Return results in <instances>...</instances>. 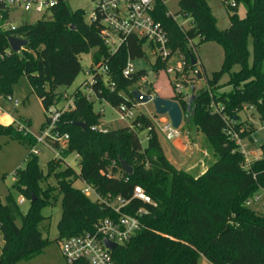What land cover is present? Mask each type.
<instances>
[{
  "label": "trees",
  "instance_id": "16d2710c",
  "mask_svg": "<svg viewBox=\"0 0 264 264\" xmlns=\"http://www.w3.org/2000/svg\"><path fill=\"white\" fill-rule=\"evenodd\" d=\"M68 2L55 0L48 10L50 21L7 30L3 25L10 11L0 5V96H10V86L24 76L48 111L61 98L56 90L69 88L79 75L80 56L93 51L92 64L105 61L107 77L114 84L113 90L104 88L97 79L91 88L96 99L115 109L122 104L135 105L130 92L145 72L125 78L122 70L128 59L144 56V40L130 37L111 55L101 37V18L96 16L87 24L83 11H72ZM227 6L231 15L224 31L217 29L205 0H178V14L190 20L187 30L178 26L160 1L155 2L153 11L154 21L167 35L171 54L181 51L190 69L194 68L190 60H196L186 50L188 42L199 38L201 43H215L223 50L221 69L207 80L205 90L196 93L190 111L189 98H170L180 106L183 118H189L203 135L214 163L198 177L177 169L164 156L151 120L142 114L136 115L132 128L106 134L91 131L101 125L100 115L93 112L92 103L78 88L72 95L73 109L65 111L56 125L60 135L68 136L61 156L65 159L76 154L78 173L67 166L57 172L63 162L52 159L44 175L37 157L30 153L35 138L24 136L15 126L0 125V135L29 149L25 167L13 174L12 186L28 204L27 211L22 212L10 195L0 203V264L29 261L48 246L40 232L44 221L41 212L51 204L53 192L61 198L56 242L93 233L98 221L117 218L110 207L116 198L129 202L123 214L133 216L139 209L147 212L140 218V230L126 245L112 251L117 264H198L201 257L209 264H264V216L247 205L258 191L264 192V144L259 147V158L244 170L243 156L225 133L227 123L239 133V114L244 108L253 107L264 123V0H232ZM239 6L244 7L243 18L237 15ZM9 38L26 40L27 45L14 54L8 47ZM234 67L239 70L234 72ZM164 68V62L155 61V73ZM224 77L227 80L222 83ZM149 85L146 92L153 95ZM224 88L229 90L219 92ZM77 122L86 129L73 125ZM26 125L29 127L28 122ZM143 130L148 133L144 147L138 137ZM254 132L245 130L239 136L251 141ZM119 161L132 169L130 176L121 171ZM49 175L54 176L56 187L43 189L41 183ZM77 180L108 204L89 200L74 187ZM135 187H140L156 206L132 199Z\"/></svg>",
  "mask_w": 264,
  "mask_h": 264
},
{
  "label": "rangeland",
  "instance_id": "374dc122",
  "mask_svg": "<svg viewBox=\"0 0 264 264\" xmlns=\"http://www.w3.org/2000/svg\"><path fill=\"white\" fill-rule=\"evenodd\" d=\"M208 4L213 17L216 20V27L220 31H224L229 27V15H231V11L228 8V4H231L232 0H205ZM164 5L167 9V13L173 17L178 26L187 30L190 27V20L178 14V0H165ZM68 6L72 11H83L84 13V21L89 24L91 18L94 15V10L96 8V2L93 0H69ZM237 15L240 18H243L245 15V10L243 6H239L237 9ZM51 14L48 10L43 13H35L33 10L29 12L23 11L21 8H16L15 10L10 11L9 18L6 23L3 25L5 30L10 27L16 28L23 24H35L37 21L51 20ZM116 40V38H113ZM186 50L189 52L191 56H193L196 60V66L192 69L186 67L182 71V75L175 76L174 74L167 75L165 73V68H170L171 70H176L179 61V56H183L181 51H176L169 58L164 69H158L155 73L153 66L155 65L156 58L152 53V50L149 44L145 43L142 47L143 57L140 59L132 60V65L135 68V72L144 71L145 72V81L148 86L151 84V90L154 95L159 96L160 98L166 96L174 97L176 95H181L185 98H189L192 95L191 89L194 88L193 99L192 102L189 103V111L191 109V105L194 101L196 93L207 88L206 82L209 80L213 73L218 72L221 69L222 61H223V50L220 46L215 43H201L199 38L194 39L191 42L186 44ZM249 50L251 52V46L249 44ZM92 54L93 51H90L87 54H83L79 58V63L81 67V71L73 84L69 88H58L56 90V94L61 97L58 102L54 101L53 105L50 109L60 110L67 106L68 100H64L63 97L67 96L71 98L73 93L79 88L81 92L89 96V101L92 103V109L94 113L99 114L100 110L103 113L100 115L101 127L115 130L119 128H126L130 125V122H120L118 119L117 112L115 108L111 107L105 102H100L96 99L95 95L89 91V89H85L83 84L85 82H89V68L92 64ZM239 67H234L233 71L237 72ZM264 70V67H263ZM195 72H197L200 76V79L195 78ZM227 80V77L222 79V83ZM175 84H179L182 86L180 89V93H176V88H174ZM146 85V86H147ZM132 89H138V85H134ZM159 90V92H157ZM229 88L220 89L219 92L228 91ZM10 97L16 101L19 105L14 108L11 104L6 103L4 101H0V106L3 110L11 115L18 122H28L29 127L27 128V132L34 137L35 139L40 137L41 127L45 123L48 114L44 111L41 102L31 92V88L27 79L24 76H21L17 79L15 83L10 86L9 89ZM135 107L133 108V113L135 115L142 114L148 119L151 120L154 131L157 135V139L160 145L161 150L164 154L169 157V155H179L181 157V161H186L187 157L185 154H181L178 151L177 143L184 142V139L194 140L197 143V147L204 146L206 144L207 149L210 147L206 142L203 135L196 131V129L189 123L190 119L183 118V122L179 127L178 131L180 134V138L173 141H166L164 135L160 131V117L154 115L153 107L150 103L145 105H140L135 103ZM49 111V110H48ZM188 120V123L186 121ZM229 121V120H228ZM8 119L0 113V125L3 127H7L9 125ZM240 129L239 131L245 132V130H255L254 140L257 142L254 145H247L246 150H251L253 153L249 157V161L253 163L260 156L259 147L264 144L263 133L260 131L261 123L259 121V117L257 113L254 111H248L246 108L239 114ZM43 130V129H42ZM147 131L143 130L138 133V137L141 141L142 146H146L147 144ZM189 146H193V142L184 143L182 149L184 152L187 151ZM36 152L35 156L37 157L38 165L41 168L44 175L47 174L46 165L49 161L55 158V155L46 149L43 145L36 143L33 148ZM29 154V149L21 144H19L16 140L8 138L6 136L0 135V203L2 204L4 201V197L6 195H10L11 198L19 203L21 197L16 189H13V174L18 169H23L25 167V160ZM215 161V159L213 160ZM179 162V161H178ZM175 164L174 166L177 169H181L180 163ZM79 161L76 157L71 154L64 159L61 167L57 170V172L64 169L65 166L70 167L76 173L79 172L78 167ZM201 169V167H200ZM56 172V173H57ZM191 175L197 177L200 174V170H193L190 172ZM41 187L46 189L48 187L55 188L56 180L53 175L47 176L46 180L41 183ZM74 187L81 192L87 191V198L91 201L96 200V196L91 191L88 186L77 180L74 183ZM257 200L253 202L249 208L264 216V193L258 191L256 194ZM19 208L22 212H26L28 208V204L24 203L19 205ZM44 221L40 225V232L42 238L49 242L48 246L44 249L42 253L34 257L33 259L21 262L19 264H68L58 246V242H56L58 238L57 233V223L61 216V198L57 196L56 192H53V198L51 199V204L44 208L41 212ZM2 238L0 235V249L2 246ZM198 264H209L204 258H200L198 260Z\"/></svg>",
  "mask_w": 264,
  "mask_h": 264
},
{
  "label": "built area",
  "instance_id": "2783aa9c",
  "mask_svg": "<svg viewBox=\"0 0 264 264\" xmlns=\"http://www.w3.org/2000/svg\"><path fill=\"white\" fill-rule=\"evenodd\" d=\"M93 1L96 2V8L91 21L95 20L96 16L101 18V22L104 27L101 37L104 39L111 55L115 54L130 37H135L139 40H144L145 43L149 44L156 60L164 62L166 66L169 58L172 56L170 50L168 49V38L161 25L153 19L155 2L160 1L164 4L165 0ZM54 2L55 0H0V5L4 10L7 9L12 11L16 8H21L25 12L33 10L35 13L40 14L49 10L54 5ZM10 28L14 29L13 27ZM114 37L116 40L113 39ZM179 61L180 63L178 64L176 70H171L167 67L165 68V73L167 75L174 74L175 76L182 75L183 69L188 67V64L185 61L184 56H179ZM131 62L132 60L128 59L122 70V76L125 78L136 73ZM107 70L108 67L105 61H101L98 65L91 64L89 68L90 80L89 82H85L83 84L84 87H87L85 89H89L92 93L91 88L97 79H99L104 88H110L113 90L114 84L109 82ZM145 83L147 82L145 81V77H143L137 85L138 90L147 94L146 88H149L150 86ZM174 88H176V93L178 94L180 93L182 86L175 84ZM63 99L68 100L67 106L60 110L49 109V111H46L48 114L47 124L44 129L41 130L40 137L35 139L36 143L43 145L55 155V160H62V162H64V158H62L61 153L66 148L68 136L60 135L56 131V125L65 111L73 109L72 97L68 98L67 96H64ZM87 100H89V96H87ZM0 101L9 103L14 108L19 105L10 96H0ZM135 106L136 105L127 107L122 104L115 109L120 122H130V125L128 126L129 128H132V122L136 118V115L132 111ZM247 110L254 111V108L249 107ZM0 113L8 119V126H15L24 136L30 135L27 132L28 127L26 123L16 121L12 116L8 115L1 106ZM102 113L103 111L100 110L99 115ZM160 124V131L164 135L166 141H173L180 138L178 129H174L166 117H160ZM91 131L106 134L109 129L103 128L99 125L97 127H92ZM260 131L263 133L264 138V123H261ZM225 133L232 141H234L239 152L243 156V169L249 170L252 164L249 161V157L253 152L251 150H246V148L248 144L254 145L257 142V140H254L253 138L256 131L251 136V141H249L247 138H240L239 135L243 132L239 131V133H236L232 128V124L227 123ZM33 148L30 150V153L35 155L36 152ZM73 155L79 161L78 156L76 154ZM88 188L93 191L89 186ZM93 193L95 194L94 191ZM82 194L87 197V191L82 192ZM95 196L96 200H99L104 204H108L106 200H102L96 194ZM132 199L146 205L153 207L156 206L140 187L134 188ZM256 200L257 197L254 196L252 200L248 201L247 205L250 206ZM24 203V199L21 198L18 205H22ZM128 203V201H124L121 198L114 199L110 204V207L112 208L114 214L117 215V218L98 221L94 225L93 233H86L77 237L59 240L58 246L64 260L68 264H117L111 254L113 250H109L105 246V242L114 244L115 248L117 246L126 245L140 230V218L147 215V212L143 209L137 210L133 216L123 214L122 210L128 205Z\"/></svg>",
  "mask_w": 264,
  "mask_h": 264
},
{
  "label": "water",
  "instance_id": "95a60500",
  "mask_svg": "<svg viewBox=\"0 0 264 264\" xmlns=\"http://www.w3.org/2000/svg\"><path fill=\"white\" fill-rule=\"evenodd\" d=\"M26 45V40H21L17 38L8 39L9 50L14 54H18ZM190 64L192 67L196 66V62L192 59L190 60ZM194 75L195 78L200 79V76L197 72H195ZM191 93L192 95L190 97L189 103L192 102L194 88L191 89ZM130 97L136 104L145 105L150 103L153 107L154 115L159 117H166L174 129H179V127L181 126L183 122V113L177 102L170 99L160 98L157 95L151 96L149 94H144L138 89L132 90L130 92ZM187 111H189V105H187ZM186 123H188V120L186 121ZM73 125L78 128H81L82 130L86 129V126L83 123L77 122L73 123ZM119 166L121 171L125 175H131L132 169L124 161H119ZM105 246L109 250H114L115 248L114 244L108 242H105Z\"/></svg>",
  "mask_w": 264,
  "mask_h": 264
},
{
  "label": "crops",
  "instance_id": "0c3cea01",
  "mask_svg": "<svg viewBox=\"0 0 264 264\" xmlns=\"http://www.w3.org/2000/svg\"><path fill=\"white\" fill-rule=\"evenodd\" d=\"M157 92H159V90ZM162 98L163 99H170L172 97L166 98V96H164ZM190 141L193 142V146H189L187 148V151L184 152V150L182 149L183 144L184 143H188V142L190 143ZM197 146L198 145H197L195 139L194 140H192V139L191 140L184 139V142H178L177 143L178 151L181 152V154H185L186 155V157H187V160L186 161H181L182 159L180 157V154L179 155H169V157H167L164 154V152L163 151L162 152H163L164 156L166 157V159L173 166L175 164H177V162L179 161L178 163H180V165H181V170H184L185 172H187L189 174H191L190 172H192L193 170H195V172H197V170H200V174L198 175V176H200V175H202L207 170V168L212 163H214V161H213L214 160V157H213V152H212L211 148L208 150L206 144L204 146H200V147H197ZM200 167H201V169H200Z\"/></svg>",
  "mask_w": 264,
  "mask_h": 264
}]
</instances>
